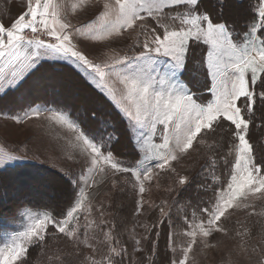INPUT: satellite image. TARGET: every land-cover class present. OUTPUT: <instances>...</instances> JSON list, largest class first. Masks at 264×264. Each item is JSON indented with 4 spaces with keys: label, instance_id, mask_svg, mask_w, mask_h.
I'll list each match as a JSON object with an SVG mask.
<instances>
[{
    "label": "snow or ice",
    "instance_id": "6c2138e0",
    "mask_svg": "<svg viewBox=\"0 0 264 264\" xmlns=\"http://www.w3.org/2000/svg\"><path fill=\"white\" fill-rule=\"evenodd\" d=\"M236 4L243 7L239 26L231 17L233 0H23L10 23L0 19V98L46 64L63 62L126 123L133 148L131 160L117 156L116 124L97 122L95 110L87 119L61 105L29 107L8 117L17 124L43 117L49 128L60 130L71 149L68 159L80 170L64 172V186L48 197L51 203L35 205L42 210L21 206L23 230L0 231V264H32L31 249L44 253L56 242L64 248L50 252L48 264H124L128 249L115 218H108L109 184L121 192L130 186L136 215L145 204L159 210L150 226L140 225L147 250L131 237L142 264H156L161 233L152 240V230L176 225L165 211L167 201L153 205L144 195L154 183L159 188L165 174L190 187V177L174 162L201 151L210 153L202 172L210 176L205 189L212 195L189 204L180 231L168 233L167 264H195L194 246L214 248L209 238L215 233L238 239L237 255L259 250L257 264H264V228L257 244H250L251 228L231 226L239 210L264 217V210L256 211L257 202L264 203V152L253 139L254 130L264 128V0ZM28 159L39 157L0 149V190L11 186L14 197L31 205V193L6 184L5 176ZM221 164L227 172L217 175ZM228 264L240 260L230 255Z\"/></svg>",
    "mask_w": 264,
    "mask_h": 264
},
{
    "label": "rangeland",
    "instance_id": "374dc122",
    "mask_svg": "<svg viewBox=\"0 0 264 264\" xmlns=\"http://www.w3.org/2000/svg\"><path fill=\"white\" fill-rule=\"evenodd\" d=\"M234 2H236V0H234ZM22 4L23 0H0V19H3L5 24L10 23L12 18L23 10ZM236 7H238L237 10L240 8L238 4L236 5L235 3L234 8ZM232 10L233 8L231 11ZM90 14V12L88 14H81L80 19L86 20ZM73 22L76 23L77 21L74 20ZM73 75L76 74L70 67L64 66L63 62H54L50 67L49 64H46L40 72L27 80L18 91L0 98V113H2V115H0V149L7 150L16 155H27L29 157L38 156L39 160L37 161L28 159L17 161L16 163L19 166L35 164L36 170L37 167H41L44 168V171H51L52 175L41 171L37 172L32 169H25L29 171L6 177V184L15 182L23 186L27 192L31 193L30 199L35 202L51 203L48 197L58 193L57 188H61L64 172H67L69 169L74 172H79L80 169L73 160L68 159V156L71 155V149L67 147L63 139L59 138L62 135L60 130L49 128L43 117L39 120H26L22 124H17L11 119H8V117L14 114H21L22 109H27L29 107L43 108L54 107L56 105L67 106L74 114H78L82 119L89 118L90 114L92 116L93 110L96 111V114H102L103 111H105L108 115L111 114L109 115L108 121L116 124L115 131L117 135H121L124 131H126L128 137L131 135L126 130V123L120 121L112 108L102 102L98 92L83 80L78 84L71 81ZM44 115H47V113ZM259 123L260 121L257 120V124ZM108 131L111 132L112 129L109 128ZM257 133L261 137L264 146V128L254 130L253 134ZM129 149L128 147H124V150L118 152H126L125 154H127L129 153ZM209 156L210 153L204 151L192 152L191 155L184 158L180 164L174 162V166L177 167L180 174L188 175L191 179V185L195 187L199 186L197 190L200 189V192L201 189H205V185L210 182L209 174L207 172H202V168L208 162ZM223 168L222 166L218 167L216 174L220 175L221 172H224ZM225 172H227L226 168ZM169 188H171L172 191H169ZM188 188L189 186L181 188L174 182L172 176L165 174L160 181L159 188H157L154 183L152 191L150 193H145L144 198L153 205H158L161 201H167L168 207L165 208V211H170L173 223L174 221H178L176 215L180 208V223H182L183 215L186 212L189 216L191 214V212H188L186 209L185 203L187 202L182 203L184 199V190ZM105 191L110 192V196L105 198L109 213L108 218H115V223L119 226L117 231L122 234L128 232L131 237L135 236L137 239H141V247L147 250L148 242L143 239L145 229L140 225L148 224L150 226L152 224L150 217L156 210L158 211V209H150L148 204H145L141 213L136 215L135 200L137 197L128 185H125V191L121 192L118 189H112L109 184ZM207 191L208 190L205 189V192ZM207 194H210L209 197H211L212 191ZM22 202L23 200L14 197L13 188L11 186H7L5 189L0 190L1 213L11 215ZM121 206H124V210H121ZM32 210L39 211L37 209ZM262 210H264V203L257 202L256 211L260 212ZM122 214L126 217L122 218ZM121 221L122 224H120ZM231 226L235 227L237 230H243L244 227L251 228L254 233V238L249 243L257 244L260 239L262 228H264V217L256 215L249 216L248 212L239 210L232 216ZM23 227L24 221L19 215H16L15 218L12 217L10 220H4L0 225V231L14 233L16 231H22ZM156 231L161 233L156 246V264H161V261L167 264L165 253L167 252L169 258L172 257V253L168 251V242L164 244L163 238L161 239V236H163V229L159 227L155 231L153 229V234L151 233L150 237L151 235L155 236ZM171 231L179 232L180 227L177 226ZM3 242V240H0V246H3ZM239 242L238 239H232L220 233H215L209 238V243L216 245L214 248H203L200 245L194 246L192 256L194 257L195 264H228L230 255L238 258L240 264H257V261L261 258L259 250L256 253H252L250 256L246 253L237 255L233 252ZM176 243L179 245V237H177ZM123 245L128 249V255L124 258V264H142L141 257L143 253L134 251V245ZM164 245L166 247H164ZM60 248H64L63 242L50 243L48 250L44 253H42L39 248L31 249L30 258L32 264H48L47 255ZM84 252L85 254H91V250L89 249H85Z\"/></svg>",
    "mask_w": 264,
    "mask_h": 264
},
{
    "label": "trees",
    "instance_id": "16d2710c",
    "mask_svg": "<svg viewBox=\"0 0 264 264\" xmlns=\"http://www.w3.org/2000/svg\"><path fill=\"white\" fill-rule=\"evenodd\" d=\"M235 3L236 2H234V0H233V4L235 5ZM237 5V4H236ZM240 8L237 10V8L238 7H236V8H234L233 7V10L231 11V17L233 18V19H235L236 21H237V24L238 25H240V24H242V21H243V7H241L240 5H238ZM236 13V14H235ZM50 67V66H49ZM71 81H73L74 83H80V81L82 82V80L79 78V77H77L76 75H73L72 77H71ZM70 108H72V107H70ZM73 109V108H72ZM89 114V113H88ZM89 117H91V114H90V116ZM109 115L105 112V111H103V113L101 114V113H99V114H96V121L97 122H99V121H102V120H108L109 119ZM127 133H126V131H124V132H122V134L121 135H119V137H120V141H119V143H117V144H115L114 146H113V151H114V153L117 155V156H119L122 160H125V161H129V160H131V156H130V153H132V150H133V148H132V145H131V142H130V139H129V137H128V135H126ZM254 136V141H258V142H260V145H259V147L261 148V152H264V146H263V143H262V140H261V137L259 136V134L257 133V134H253ZM124 147H128V148H130L129 149V153H127V154H125V153H120V152H118V151H120V150H124ZM221 166H222V164H221ZM223 167V166H222ZM25 169H32L33 171H37V172H44V173H47V174H51V171L49 170V171H44V168H41V167H37V170H36V168H35V164H26V165H20L19 167H17L14 171H12V172H9V173H6L5 174V176L7 177V176H10V175H13V174H16V173H20V172H24V171H29V170H25ZM223 170H224V172H225V168H223ZM226 173V172H225ZM52 175V174H51ZM60 180V179H59ZM62 181V180H61ZM63 182V181H62ZM64 186V182L62 183V185H61V188ZM197 187H199V186H190L188 189H186V190H184V199L182 200V203H184V202H187V203H185V206H186V209H187V211L188 212H191L192 211V208L191 207H188V205L189 204H191L192 206H195V205H197L196 203H201V202H203V201H207V199L209 198V196H210V194H207V193H209V192H211V190L209 189L207 192H205V189L203 188V189H201V192H200V189L199 190H197ZM61 188H57L58 190V192L60 191V189ZM4 194H5V192H4ZM32 200V199H31ZM180 200V199H179ZM42 204H44V203H41V202H39V201H37V202H35V201H33L32 200V204L31 205H29V204H27L25 201H23L19 206H17L16 207V209H15V211H14V213H12L11 215H9V214H3V213H1L0 212V225H1V223L4 221V220H10L12 217L13 218H15L16 217V215H17V212H18V210L21 208V206L23 205L24 207H30V208H32V209H37V210H40L41 208H38V207H35V205H42ZM121 205V204H120ZM179 205V204H178ZM0 209H1V207H0ZM124 210V206H121V210ZM123 217H126V216H123V214H122V218ZM176 217L178 218V221H174V225H176V227L177 226H179L180 225V208H179V210H178V214L176 215ZM157 218H159V210L157 211L156 210V212H154L153 214H152V216L150 217V219H151V221L153 222L155 219H157ZM125 219V218H124ZM125 221V220H124ZM120 224H122V221H121V223ZM119 226H117V228H118ZM180 227V226H179ZM158 228V227H157ZM157 228H155L154 229V231L155 230H157ZM160 228V227H159ZM160 229H163V236H161V239L163 238V241H164V244L166 243V242H168V239H167V235H168V233L173 229V228H169L168 226H167V224L164 226V227H162V228H160ZM152 234H153V232H152ZM154 235H151V237H150V239H152V240H156V237L154 236ZM121 239H122V243L123 244H129V246H132V245H134V241L132 240V238H131V236H130V233H123L122 234V236H121ZM164 247H166L165 245H164Z\"/></svg>",
    "mask_w": 264,
    "mask_h": 264
}]
</instances>
